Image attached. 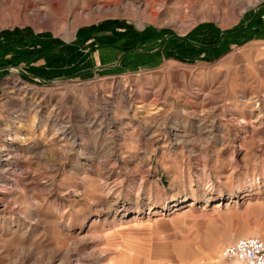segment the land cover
<instances>
[{"label":"rangeland","instance_id":"rangeland-1","mask_svg":"<svg viewBox=\"0 0 264 264\" xmlns=\"http://www.w3.org/2000/svg\"><path fill=\"white\" fill-rule=\"evenodd\" d=\"M246 236L264 0H0V264H241Z\"/></svg>","mask_w":264,"mask_h":264},{"label":"built area","instance_id":"built-area-1","mask_svg":"<svg viewBox=\"0 0 264 264\" xmlns=\"http://www.w3.org/2000/svg\"><path fill=\"white\" fill-rule=\"evenodd\" d=\"M223 256L241 264H264V240L256 236L241 237L224 249Z\"/></svg>","mask_w":264,"mask_h":264},{"label":"crops","instance_id":"crops-1","mask_svg":"<svg viewBox=\"0 0 264 264\" xmlns=\"http://www.w3.org/2000/svg\"><path fill=\"white\" fill-rule=\"evenodd\" d=\"M148 101L150 100V96H148V99H147ZM144 102V101H143ZM145 103V102H144Z\"/></svg>","mask_w":264,"mask_h":264}]
</instances>
